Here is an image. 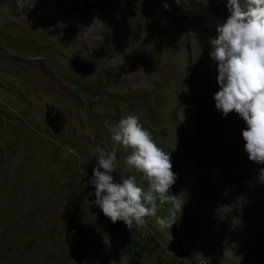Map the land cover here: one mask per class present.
Listing matches in <instances>:
<instances>
[{
	"label": "rangeland",
	"instance_id": "rangeland-1",
	"mask_svg": "<svg viewBox=\"0 0 264 264\" xmlns=\"http://www.w3.org/2000/svg\"><path fill=\"white\" fill-rule=\"evenodd\" d=\"M227 2L0 0V264H264V165L213 99ZM127 114L170 155V228L129 230L94 203L97 149ZM115 147L118 183L135 173Z\"/></svg>",
	"mask_w": 264,
	"mask_h": 264
},
{
	"label": "clouds",
	"instance_id": "clouds-1",
	"mask_svg": "<svg viewBox=\"0 0 264 264\" xmlns=\"http://www.w3.org/2000/svg\"><path fill=\"white\" fill-rule=\"evenodd\" d=\"M175 2L179 5L181 0ZM169 7L165 2V10ZM227 8L229 17L217 25L218 36L210 40L209 55L218 72L215 108L224 117L234 112L245 122L244 150L249 161L264 165V0H246V7L239 0H228ZM111 138L112 151L97 149L98 165L88 180L95 188V205L113 224L121 221L129 230L144 227L147 217H156L160 229L170 228L183 206L170 193L177 179L170 155L158 147L136 114L123 116ZM116 145L130 150L124 164L130 173L140 175V184L135 174L114 182ZM258 179L264 183V168L259 169ZM145 183L146 188L140 186ZM157 201L160 206L171 205L167 216H157Z\"/></svg>",
	"mask_w": 264,
	"mask_h": 264
},
{
	"label": "trees",
	"instance_id": "trees-1",
	"mask_svg": "<svg viewBox=\"0 0 264 264\" xmlns=\"http://www.w3.org/2000/svg\"><path fill=\"white\" fill-rule=\"evenodd\" d=\"M48 116H50V113H47ZM48 122L50 124V126L52 127L53 130H55L56 134H60V130L58 129L56 122H53V120L48 119Z\"/></svg>",
	"mask_w": 264,
	"mask_h": 264
}]
</instances>
